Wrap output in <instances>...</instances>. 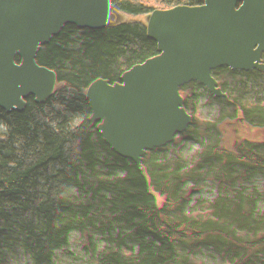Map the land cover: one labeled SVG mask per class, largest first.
Wrapping results in <instances>:
<instances>
[{"label": "trees", "instance_id": "obj_1", "mask_svg": "<svg viewBox=\"0 0 264 264\" xmlns=\"http://www.w3.org/2000/svg\"><path fill=\"white\" fill-rule=\"evenodd\" d=\"M235 6L264 36V0ZM103 45L79 50L82 27ZM228 29L212 0H0V69L26 178L55 209L107 203L141 219V264H264L254 158L264 134V42ZM161 121L138 154L126 119ZM0 109V264H128L130 233L67 218L45 227L8 177ZM19 215L24 220L16 222Z\"/></svg>", "mask_w": 264, "mask_h": 264}, {"label": "water", "instance_id": "obj_2", "mask_svg": "<svg viewBox=\"0 0 264 264\" xmlns=\"http://www.w3.org/2000/svg\"><path fill=\"white\" fill-rule=\"evenodd\" d=\"M77 45L85 56L96 55L103 45V31L99 24L89 23L78 34ZM0 109L4 118L6 135L3 143V155L7 164L9 179L21 195L29 214L42 226H57L67 218L91 220L97 225L116 224L128 229L130 247L128 264H141V246L144 224L139 217L128 210L113 207L107 203H93L81 208L68 205L57 212H51L42 203L26 178V166L19 150V138L24 129L21 118L14 108L5 78L0 69ZM126 129L135 151L142 156L154 155L161 147L165 137V128L153 115L139 109L129 113ZM254 189L264 200V134L261 136L254 160ZM29 217V216H27ZM19 216L15 219L18 222Z\"/></svg>", "mask_w": 264, "mask_h": 264}, {"label": "rangeland", "instance_id": "obj_3", "mask_svg": "<svg viewBox=\"0 0 264 264\" xmlns=\"http://www.w3.org/2000/svg\"><path fill=\"white\" fill-rule=\"evenodd\" d=\"M212 1L220 9L222 16H223L224 24L226 25L228 29L239 31V32H245V30L243 29L244 24H243L242 15L235 6L229 3H226L223 0H212ZM245 34L247 35L246 32ZM247 36H249L251 39L255 41L264 42V36H260V35H247ZM253 166H254V163H253ZM46 207L51 212H57L59 210V209H55L49 204H46Z\"/></svg>", "mask_w": 264, "mask_h": 264}, {"label": "bare ground", "instance_id": "obj_4", "mask_svg": "<svg viewBox=\"0 0 264 264\" xmlns=\"http://www.w3.org/2000/svg\"><path fill=\"white\" fill-rule=\"evenodd\" d=\"M13 183V182H12ZM19 194V193H18ZM20 195V194H19ZM78 220V219H77ZM46 227V226H45Z\"/></svg>", "mask_w": 264, "mask_h": 264}]
</instances>
